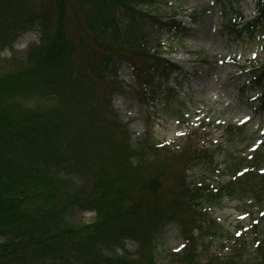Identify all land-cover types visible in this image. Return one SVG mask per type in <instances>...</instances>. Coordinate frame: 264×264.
Wrapping results in <instances>:
<instances>
[{"label":"trees","instance_id":"1","mask_svg":"<svg viewBox=\"0 0 264 264\" xmlns=\"http://www.w3.org/2000/svg\"><path fill=\"white\" fill-rule=\"evenodd\" d=\"M30 1L0 0L1 50L25 31L40 34L21 65L0 71V264H158L156 241L167 224H177L185 239L177 264H197L194 233L205 217L198 210L202 196L212 201L249 195L262 204L261 150L251 156L228 151L222 169L210 148L189 142L173 149L147 135L133 148L111 143L107 128L126 130L109 94L100 106L96 103L94 82L96 76L112 93L116 63L125 61L142 94L160 90L158 99L166 110L174 104L183 107L177 88L162 83L180 67L164 56V43L151 44L140 19L148 17L177 37L189 36L195 28L175 15L151 14L136 0H41L38 9ZM256 2V15L243 22L242 12L229 2L236 12L229 14L223 1L220 32L236 40L245 34L263 38L264 0ZM190 18L198 23L194 14ZM70 26L78 32L75 43L67 36ZM81 58L85 66L78 64ZM251 72L262 87L258 108L264 111V65ZM34 91H40L48 107L38 104L17 112L20 98ZM222 126L229 134L246 133V125ZM98 148L110 154L99 158ZM198 162L230 179L203 195V183L193 188L189 182L188 172ZM92 163L107 166L95 171ZM83 175L87 179L74 188ZM75 207L95 211V222L72 226L67 215ZM129 243L136 248L133 253L127 250ZM258 249L264 264V245ZM215 260L238 264L232 257L207 263Z\"/></svg>","mask_w":264,"mask_h":264},{"label":"rangeland","instance_id":"2","mask_svg":"<svg viewBox=\"0 0 264 264\" xmlns=\"http://www.w3.org/2000/svg\"><path fill=\"white\" fill-rule=\"evenodd\" d=\"M136 1L137 6L151 14L162 17L175 15L187 26L195 28L189 36L177 37L172 32L159 28L148 17L140 19L142 31L148 34L151 44L164 43V56L180 67L162 79V83L163 88H177L183 107L174 104L169 111L166 110L160 102L161 98L158 99L160 90L155 94H142L132 68L127 62L118 60L117 79L114 82L116 87L112 89V93L107 92L104 81L98 80L96 76L94 79L96 103L100 106L104 97L109 94L113 112L122 129L126 130V133L115 129L109 132L110 128H107L111 143L123 142L133 148L147 135L151 140L173 149L181 148L189 142L196 147L210 148V152L215 153V162L220 163L222 169L228 151H235L239 156H251L253 151L260 149V157L263 159L260 162L264 169V111L258 108L262 87L251 76L253 68L258 69L264 65V37L257 35L250 39L245 34L242 39L236 40L220 32L224 4L228 5L226 12L235 16L236 12L229 7L231 2L233 9L242 12L243 22H246L256 15V0H153L152 4L149 0ZM28 5L38 9L42 2L31 0ZM121 11L122 9L119 13ZM192 14L198 23L195 24L190 18ZM67 36L75 43L78 32L70 26ZM39 37L36 30H28L12 46L0 49V71L4 73L21 65L29 50L39 43ZM78 57L80 58L79 54ZM78 61L80 66H85L82 58ZM108 78L112 77L109 75ZM39 92L34 91L26 99L20 98L22 106L15 102L19 104L15 110L20 113L26 107L38 104L48 107L41 100ZM229 124L246 125V133L229 134L223 131V126L218 127ZM106 144L109 145V142L106 141ZM96 145H100V141L96 140ZM97 152L99 158L110 154L107 149L104 152L102 148H98ZM90 166L95 171H101L107 164L92 163ZM188 174L193 188L200 187L203 183V195L209 190L215 191L230 179V176H221L216 172L212 174L207 166L199 162L191 167ZM83 179L86 180L87 175H83L72 186H80L78 184ZM202 199L204 203L198 210L203 211L205 217L201 221L202 228L194 233L197 238V264H209L207 261L215 257H232L238 264H263L258 248L264 245V201L262 205L257 198L249 195H225L212 201H207L202 196ZM96 217L95 211L75 207L67 215V220L72 226L79 227L95 222ZM184 245L185 239L179 226L167 224L156 241L157 263H179L180 255L176 253L182 251L183 254ZM135 249L132 244H127V250L132 251L131 253ZM213 263L218 264V260Z\"/></svg>","mask_w":264,"mask_h":264}]
</instances>
